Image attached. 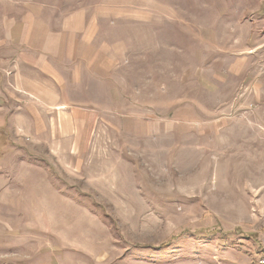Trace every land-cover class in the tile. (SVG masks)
Returning <instances> with one entry per match:
<instances>
[{
  "label": "rangeland",
  "instance_id": "rangeland-1",
  "mask_svg": "<svg viewBox=\"0 0 264 264\" xmlns=\"http://www.w3.org/2000/svg\"><path fill=\"white\" fill-rule=\"evenodd\" d=\"M7 1L53 53L2 70L0 264H257L264 0Z\"/></svg>",
  "mask_w": 264,
  "mask_h": 264
},
{
  "label": "crops",
  "instance_id": "crops-1",
  "mask_svg": "<svg viewBox=\"0 0 264 264\" xmlns=\"http://www.w3.org/2000/svg\"><path fill=\"white\" fill-rule=\"evenodd\" d=\"M8 3L9 2L7 0H0V83L3 82L4 85L6 81L3 78L4 73L2 72V70H4V68L6 67V62L8 61V59L12 60L13 57L17 62L22 60L24 62L23 64H25L30 69H42L41 73L44 76L43 69L47 68L49 57L51 56V53H53V46L51 45V43L53 44V42L49 43V39L53 40L52 35L48 34L44 36L42 34H37L34 16L26 14L23 15V17H20V15L13 16L12 12H14L21 6L16 5L18 7H15V10H13L12 8H10ZM25 13L27 12L25 11ZM14 48H16V50L18 51L19 49L29 50V52L24 55L22 52L21 55L19 53L12 55L10 54L9 49ZM9 57H11V59ZM34 73L39 74L37 70ZM45 75L47 77L46 89L44 85H42V87H44L43 89L36 86L37 80L33 81L35 83H32V81L30 82V80H28V90H47V92L53 93V99L57 101L56 103L53 102L51 105L57 106L61 104L65 106V108L68 107L69 100H67V102H64L60 99L59 92L61 91V88L58 73L54 70H50L47 71ZM21 82L23 83V79H21ZM36 87L38 88L36 89ZM3 102V98L0 97V105ZM70 123L73 124L72 121L69 122V124ZM63 130V126L62 129L61 127H59V132H62Z\"/></svg>",
  "mask_w": 264,
  "mask_h": 264
},
{
  "label": "built area",
  "instance_id": "built-area-1",
  "mask_svg": "<svg viewBox=\"0 0 264 264\" xmlns=\"http://www.w3.org/2000/svg\"><path fill=\"white\" fill-rule=\"evenodd\" d=\"M257 264H264V252H261L257 256Z\"/></svg>",
  "mask_w": 264,
  "mask_h": 264
}]
</instances>
